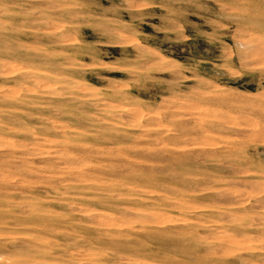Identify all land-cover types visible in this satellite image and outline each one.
<instances>
[{"label": "rangeland", "instance_id": "1", "mask_svg": "<svg viewBox=\"0 0 264 264\" xmlns=\"http://www.w3.org/2000/svg\"><path fill=\"white\" fill-rule=\"evenodd\" d=\"M0 264H264V0H0Z\"/></svg>", "mask_w": 264, "mask_h": 264}]
</instances>
